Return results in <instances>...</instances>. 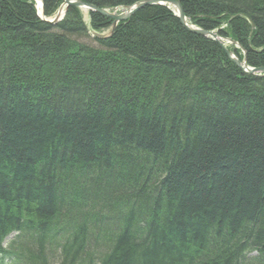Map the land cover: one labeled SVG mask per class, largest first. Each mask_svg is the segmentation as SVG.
Returning a JSON list of instances; mask_svg holds the SVG:
<instances>
[{"label":"trees","instance_id":"obj_1","mask_svg":"<svg viewBox=\"0 0 264 264\" xmlns=\"http://www.w3.org/2000/svg\"><path fill=\"white\" fill-rule=\"evenodd\" d=\"M42 1L46 17L64 2ZM177 1L191 24L264 66V0ZM88 17L69 6L51 24L35 0H0V238L18 234L16 263L190 264L199 235L228 237L231 263L264 264L236 240L264 249V73L239 68L165 5L108 35L91 29L112 19ZM148 159L162 160L160 176ZM68 196L62 229L54 208ZM226 255L197 264H230Z\"/></svg>","mask_w":264,"mask_h":264},{"label":"water","instance_id":"obj_2","mask_svg":"<svg viewBox=\"0 0 264 264\" xmlns=\"http://www.w3.org/2000/svg\"><path fill=\"white\" fill-rule=\"evenodd\" d=\"M39 2L40 8L42 9L43 7V3L42 0H37ZM146 5H165L167 7H172L174 14L177 15V17L179 18L180 22L186 27V29H188L190 32H195L197 34H200L202 36H208L214 40L220 41V37L219 35H217V33L210 31V30H204L202 28H200L198 25L195 24H191L189 23V21L186 18V15L183 12V7L182 4L179 3V1L177 0H142L139 2H136L134 5L132 6H127L125 7L124 10L122 11H118L117 9H114L112 11H110L107 8H103V7H98L95 6L91 3H86L83 0H65L64 6L65 7H69V6H74V7H80V8H84L87 10H90L92 12H96L98 14H102L106 17H109L110 19L113 20V30L115 29V27L117 26V24L119 22H123L124 20H127L129 18L132 17V15L138 11L139 9L145 7ZM42 13V19L48 21L49 23L55 24L57 21L60 20L61 16L65 14V10H63L62 8L60 9V11L58 12V14L53 18V19H46L44 18V10L42 9L41 11ZM230 43H234L236 44V42H234L233 40L229 39L228 40ZM226 54L228 55V57H231V59L237 64V66L239 68H242L245 72L247 73H264V66L263 67H252L250 68L247 64V58L245 57L243 60L237 56H235V54L229 50L226 49Z\"/></svg>","mask_w":264,"mask_h":264},{"label":"bare ground","instance_id":"obj_3","mask_svg":"<svg viewBox=\"0 0 264 264\" xmlns=\"http://www.w3.org/2000/svg\"><path fill=\"white\" fill-rule=\"evenodd\" d=\"M147 164H148V171H152V174L153 173H155V174L157 173L155 177H157V175L160 176V174L162 173V171H160V170H163L164 169L163 168L164 167V163L162 162V160L161 161L160 160H158V161H152L151 159H148ZM127 186L129 187V183L127 184ZM125 188H126V191H128L127 190L128 188L127 187H125ZM132 193L127 192L126 198H128V196L131 197L130 195ZM150 193L154 197V193L153 192H150ZM162 198L164 199L162 205L165 208H167L168 207V204H169L168 199L167 198H164V195L162 196ZM123 199L124 200H123V202L121 204L120 212L121 211L122 212H125L126 211L125 209L127 207L125 201L127 202L128 199H125V198H123ZM131 201H133V199H131ZM60 202H61V204H60L59 210L56 208V206H55L54 210L56 212L58 211L57 212V218L58 217H61L63 215H66L64 217V220H61L62 222L60 221V223H59L60 227L62 226V224L65 223V227L62 228V229H64V228L67 227V222L66 221L72 220L73 217H74L73 216L74 214L72 212H67V209L73 207V205H72L73 204V201L68 196V197H63ZM255 227H256V225H255ZM225 229H226V226H225ZM44 235H47V234H44ZM242 237H243L242 234H239L237 236V238H236L237 241H240V243L238 245L240 247V251L243 250L244 252H248V254L250 252H257V255L259 254V255L264 256V249H263L262 246L256 247V250L257 251L256 250H249V246L247 247L248 244L245 243V242H243L241 240ZM210 239H212V238H210ZM214 239H213V241L210 240V242H207L205 244V237H200L199 235L196 236V237H193V236L190 237V239L187 241L188 242V245H189L188 247L190 248V251H195V252H193L194 254L192 256V261L190 262V264H197L199 261L205 262L207 260H211V257H215V254H219V253H221V254L224 253V255L227 254L225 256L226 257V262H228L230 264H232V263L233 264H240V262L237 261L235 258H233V261L231 263V252H230L231 250H230L229 247L232 246L233 243H225V242H230V240H228V237H226L225 239H222L221 241L218 240L219 243H220V245L219 244H216L217 241H215ZM2 240L3 239L0 238V249H1ZM261 260H262L261 258H258V261H261Z\"/></svg>","mask_w":264,"mask_h":264},{"label":"rangeland","instance_id":"obj_4","mask_svg":"<svg viewBox=\"0 0 264 264\" xmlns=\"http://www.w3.org/2000/svg\"><path fill=\"white\" fill-rule=\"evenodd\" d=\"M82 13H83V17L85 18V21L87 22V24H89L90 23V19H89V17H88V11L85 9H83L82 10ZM89 29H91V26H89ZM94 33H96V34H100V35H108V34H110V32H111V30L110 29H105V30H102L101 32L100 31H97V30H94V29H91ZM223 42H225V41H223ZM225 46H227V48H229L230 50H232V49H236L235 48V46L234 45H232V44H229V43H227V42H225ZM237 50H239V49H237ZM116 218L114 219V225H116L117 226V224H116ZM112 228H117V227H115V226H113ZM117 229H119V228H117ZM226 235V234H225ZM226 237V236H225Z\"/></svg>","mask_w":264,"mask_h":264}]
</instances>
